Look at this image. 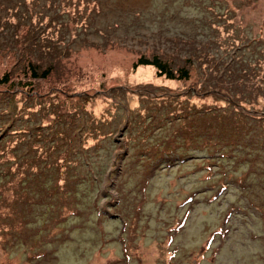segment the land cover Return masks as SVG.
Listing matches in <instances>:
<instances>
[{
    "label": "rangeland",
    "instance_id": "rangeland-1",
    "mask_svg": "<svg viewBox=\"0 0 264 264\" xmlns=\"http://www.w3.org/2000/svg\"><path fill=\"white\" fill-rule=\"evenodd\" d=\"M139 54L194 67L133 72ZM261 57L264 0H0V183L31 153L92 179L63 216L47 177L0 186V264H264V125L177 130L187 104L264 116Z\"/></svg>",
    "mask_w": 264,
    "mask_h": 264
},
{
    "label": "trees",
    "instance_id": "trees-1",
    "mask_svg": "<svg viewBox=\"0 0 264 264\" xmlns=\"http://www.w3.org/2000/svg\"><path fill=\"white\" fill-rule=\"evenodd\" d=\"M37 27V26H36ZM36 27L30 28L27 26V29H35ZM21 30V29H20ZM19 30V31H20ZM26 30V29H25ZM20 34H24L21 39V44L17 43L19 47L22 49V51L25 53L27 58L29 60L26 61V67L28 68L29 62H33L34 60H31L32 58L31 53H34V50L32 48V44L28 45L23 40L29 39L27 36V33L23 30L20 31ZM262 58V57H261ZM260 60H264L262 58ZM56 61V60H52ZM142 67H150L155 70L156 76H164L166 79H174V80H185L188 79L192 69L193 64L191 61V57H186L185 61L182 65L178 66L176 69H173L172 66L168 61L163 59L158 54H139L136 59L131 63L132 71L135 72L137 69ZM51 69V68H50ZM49 68H44L41 72H37L33 67H31V77L37 78H44L48 75L50 72ZM1 82H7V73H4L1 76L0 83ZM221 106H219L217 109L219 110ZM223 109V108H222ZM241 110L236 115L226 113L224 110H222V113H219L221 111H216V109H209V110H200L195 109V105L187 104V106H179L178 110L179 112L182 111V113L187 115L182 116L177 122V130H185L186 129V120L187 118H191V124L194 123L195 127L197 128L198 132H201L203 135L205 133H213L215 131V126H217L221 122L227 123L228 121H231L233 124H235V128L237 126L242 129L241 127V121L247 122L249 119L254 122H258L264 125V116L261 115H255V114H248L249 111L243 110V108H238ZM191 111V112H189ZM224 113H226L224 115ZM223 114V115H222ZM175 116V115H174ZM171 116V117H174ZM171 119V118H169ZM175 119V118H174ZM246 119V120H244ZM259 119V121H258ZM158 122L165 121V117L158 118ZM262 127V126H261ZM190 129L187 127V131L183 132L186 135H190ZM175 130L174 132H177ZM264 132V129H262ZM249 131V129H248ZM214 134V133H213ZM253 135V134H252ZM218 137V136H215ZM240 144V143H239ZM262 145H264V141L261 142ZM241 145V144H240ZM53 150V148H51ZM56 150V147H55ZM166 152H169V149H166ZM32 156H29V159L22 161L21 159H12L14 163L13 166H10L8 163L5 165L7 166L6 170L3 171V182L0 183V186H4L6 191L8 189L13 188L14 191L17 190V187L19 185H24V187H38L43 186V179L42 177H47L49 180L50 188L46 189L48 192H51L54 195V201L56 206V212L58 216H63V213L61 210L64 209V211L71 206L75 205V188L76 185L79 184L78 178H83L85 183H88V180L92 182V179L86 178L82 176V172L78 169V167L75 165V162L70 159V155L66 156L64 153L63 155H58L53 160L49 161L48 164L42 165L40 162L39 155L35 156L31 153ZM30 160V161H28ZM22 162L23 166L21 167L20 163ZM32 162L35 163V165L32 164ZM15 165V167H14ZM42 166V168L48 171V174H42V173L36 177L34 175V170L38 167ZM18 196V194H17ZM61 198H64L65 202L63 203L61 201ZM58 201V202H56ZM67 216V215H66ZM56 223V221H55Z\"/></svg>",
    "mask_w": 264,
    "mask_h": 264
}]
</instances>
